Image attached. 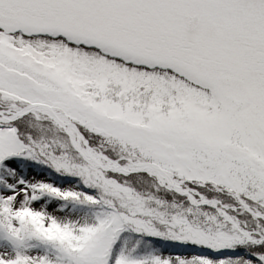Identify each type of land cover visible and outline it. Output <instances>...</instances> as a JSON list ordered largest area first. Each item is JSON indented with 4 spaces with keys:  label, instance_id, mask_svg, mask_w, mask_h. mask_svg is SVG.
<instances>
[{
    "label": "snow or ice",
    "instance_id": "snow-or-ice-1",
    "mask_svg": "<svg viewBox=\"0 0 264 264\" xmlns=\"http://www.w3.org/2000/svg\"><path fill=\"white\" fill-rule=\"evenodd\" d=\"M0 264H264V0H0Z\"/></svg>",
    "mask_w": 264,
    "mask_h": 264
}]
</instances>
